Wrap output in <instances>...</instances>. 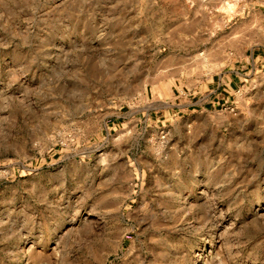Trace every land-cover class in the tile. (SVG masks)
Returning a JSON list of instances; mask_svg holds the SVG:
<instances>
[{
	"label": "rangeland",
	"instance_id": "374dc122",
	"mask_svg": "<svg viewBox=\"0 0 264 264\" xmlns=\"http://www.w3.org/2000/svg\"><path fill=\"white\" fill-rule=\"evenodd\" d=\"M0 264H264V0H0Z\"/></svg>",
	"mask_w": 264,
	"mask_h": 264
},
{
	"label": "bare ground",
	"instance_id": "6f19581e",
	"mask_svg": "<svg viewBox=\"0 0 264 264\" xmlns=\"http://www.w3.org/2000/svg\"><path fill=\"white\" fill-rule=\"evenodd\" d=\"M223 9H224L225 13L228 15H232V14L237 12L235 4L232 2H228V3L224 4Z\"/></svg>",
	"mask_w": 264,
	"mask_h": 264
}]
</instances>
